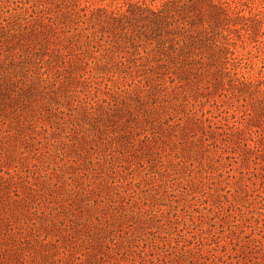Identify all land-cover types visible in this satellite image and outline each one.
I'll return each instance as SVG.
<instances>
[{
  "label": "rangeland",
  "instance_id": "obj_1",
  "mask_svg": "<svg viewBox=\"0 0 264 264\" xmlns=\"http://www.w3.org/2000/svg\"><path fill=\"white\" fill-rule=\"evenodd\" d=\"M185 1L0 0L30 87L0 175L71 264H264V0H215L228 62L189 86L154 73L141 18Z\"/></svg>",
  "mask_w": 264,
  "mask_h": 264
},
{
  "label": "trees",
  "instance_id": "obj_2",
  "mask_svg": "<svg viewBox=\"0 0 264 264\" xmlns=\"http://www.w3.org/2000/svg\"><path fill=\"white\" fill-rule=\"evenodd\" d=\"M227 16L225 8L215 0H186L181 4L168 3L162 10L141 17L146 21L143 35L162 55V63L156 67L161 72L154 73L158 77L171 75L172 83L179 80L181 85L189 86L199 72L197 65L209 60L217 66L222 60L227 63L226 53H222L226 51L225 43L220 45L215 38ZM2 42L5 47L0 49V126H6L4 132L8 134L21 128L23 120L18 109L28 104L30 87L19 86L17 77L8 74L5 66L13 57L15 45L9 37ZM5 174L9 176L10 172ZM23 195L17 182L0 175V264H71L69 250L57 247L60 240H51L50 231L34 232L36 223L30 217L37 209L33 204L35 197L28 203Z\"/></svg>",
  "mask_w": 264,
  "mask_h": 264
}]
</instances>
